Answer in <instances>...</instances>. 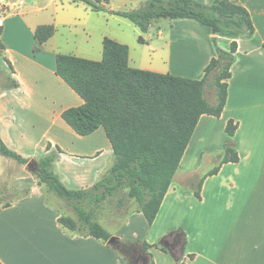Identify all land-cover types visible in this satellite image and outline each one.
I'll use <instances>...</instances> for the list:
<instances>
[{
    "label": "crops",
    "instance_id": "crops-1",
    "mask_svg": "<svg viewBox=\"0 0 264 264\" xmlns=\"http://www.w3.org/2000/svg\"><path fill=\"white\" fill-rule=\"evenodd\" d=\"M25 1L31 2L0 0V39L4 46L0 56L6 65H11L8 77L18 84L15 89L0 91V139L28 160H39L31 151L44 156L47 145L51 151L60 149L55 164L63 166L61 173L65 181L71 182L67 184L62 176L60 181L70 190H86L107 172L98 170L94 176L95 167L86 165L98 160L103 152L68 155L60 144L62 132L74 138L79 136L62 120L61 113L83 101L55 75V57L65 54L100 60L102 41L108 36L103 32L95 38L91 23L106 27L114 17H121L94 12L84 3L72 0H36L30 5ZM198 1L210 5L214 0ZM230 1L248 11L254 27L252 38L214 35L209 28L190 19L155 22L147 33L140 32L148 34V38L140 36L143 42L137 40L131 46L118 34L109 36L128 45L129 67L192 80L203 78L204 69L216 56V46L228 51L236 43L224 109L218 118L200 117L153 224L149 226L134 209L124 216V226L116 234L109 232L116 237V243L146 242L154 246L150 250L153 264H175L167 253L155 247L157 244L172 254L184 249L185 264H264V0ZM146 2L109 0L107 8L131 11ZM92 16L99 17V21ZM116 22L118 26L125 24ZM40 25H53L55 33L40 46L39 52L33 53L34 31ZM153 28L156 32L151 37L149 32ZM9 37L11 42L7 44ZM141 47L148 48V52ZM59 93L68 99L63 100ZM15 109L36 111L38 116V111L48 110L53 116V128L38 137L31 136L27 129L40 123L33 118L25 124L16 118ZM229 121L236 125L234 140L239 160L223 164L217 174L207 177L200 197L196 198L194 185L182 186L178 177L201 173L202 157L222 152ZM96 134L105 136L102 128L89 136ZM7 161L6 158L2 164ZM13 188L28 193L13 199L9 207L0 206V264H126L108 242L63 228L58 223L62 212L47 203L48 193L29 171L15 178ZM99 208L94 210V218L106 229V224L97 219L95 211ZM137 226L140 232H136ZM174 232L179 233L178 237L171 239ZM165 237L170 239L164 242Z\"/></svg>",
    "mask_w": 264,
    "mask_h": 264
},
{
    "label": "trees",
    "instance_id": "trees-1",
    "mask_svg": "<svg viewBox=\"0 0 264 264\" xmlns=\"http://www.w3.org/2000/svg\"><path fill=\"white\" fill-rule=\"evenodd\" d=\"M72 1L84 3L94 12L124 18L141 33H147L152 24L160 20L190 19L209 28L214 35L250 39L254 34L248 11L230 0H214L210 5L198 0H147L143 7L131 11L109 10V0ZM54 33L53 25L37 26L33 53L39 52L40 46ZM138 42H143L141 37ZM3 51L0 39V54ZM235 51V42L228 51L216 46V56L206 66L200 80L131 68L128 65V46L107 37L102 41L100 61L58 54L55 57V75L83 101L78 107L64 110L61 118L81 137L102 128L111 146L113 165L91 188L70 190L52 171L60 149L51 151L50 145H47L42 158L28 160L7 148L0 139V155L19 165H31L29 172L37 178L46 193H52L74 211L75 219L62 215L58 223L76 235L92 237L103 243L109 241L111 235L95 221L93 214L105 202L115 201L118 212L127 216L131 213L127 212L129 202L133 201L137 205L135 211L141 213L151 226L200 117L208 115L218 118L224 109ZM7 65L12 71L9 62ZM7 81L9 85L5 89L18 87L11 77ZM209 87L214 92L213 103L206 98V89ZM235 131L236 125L229 121L224 148L212 157L217 165L196 180L193 187L196 198L200 197L202 183L207 177L217 174L223 164L238 162ZM14 191L19 196L9 202L0 201L2 208L9 207L13 199L28 193ZM178 234L174 232L170 238L175 239ZM170 238L165 237L163 241ZM125 244L140 247L136 253L137 264H153L150 250L154 246L146 242ZM155 247L170 254L175 264H185L184 249L175 256L161 244ZM111 248L127 264L123 254ZM188 258L192 259L193 255H188Z\"/></svg>",
    "mask_w": 264,
    "mask_h": 264
},
{
    "label": "rangeland",
    "instance_id": "rangeland-1",
    "mask_svg": "<svg viewBox=\"0 0 264 264\" xmlns=\"http://www.w3.org/2000/svg\"><path fill=\"white\" fill-rule=\"evenodd\" d=\"M13 1L18 2V0H10V3ZM34 1H36V0H31V2H26V1L25 2L27 5H30ZM64 1H66V0H64ZM93 15H96V14H93ZM92 19L99 21L100 18L97 16H92ZM116 21H123L125 24L124 25L119 24V26H118ZM160 21H161V23H164V24L168 22V20H160ZM91 25L95 27V31L93 32L95 38H98V35L103 33V32H105L107 34L108 38H109V36H111V34H118L130 46L133 43H137V40L140 36L143 38H148V34L142 35L136 26H134L131 22H129L127 20H123L121 18L114 17L113 20H111V22L106 25V27H100L99 26L100 27L99 28L97 23L95 25H93V23H91ZM102 26H104V25L102 24ZM155 32H156V30H155V28H153L150 30L149 35L152 37L153 35H155ZM10 42H11V37L6 39L7 44H9ZM33 46L34 45L31 42L30 50L33 49ZM126 46H128V45H126ZM141 49L148 52V48L141 47ZM2 59H4V57L0 56V91L5 89V87L9 85L7 78H8V76H10V70H8L9 69L8 65H6ZM16 60H19V59L16 57ZM100 60H97V61H100ZM59 96H61V98H63V100L68 99L64 93H59ZM206 98H207L208 102H210V103L214 102L215 97H214L213 89L211 87L206 89ZM2 111H3V105H0V115H1ZM38 112L41 113L40 116H38L36 114V111H27V110H22V109H15L14 110V113L16 114V118L19 120H22L23 122L25 121V124L28 123V120L30 121L33 118H35L37 120V123L38 122L40 123L38 126H36L33 129L32 128L27 129V133H30L31 136L36 135V137H38V134H41L43 131L45 133L47 130L49 131L50 129L53 128L52 120H51V117H53V116L49 113V111L48 110L47 111L40 110ZM50 133H48V134H50ZM101 133H103V132L101 131ZM99 135L96 134L94 136H88V137H83V138L78 136V138H74L70 135L63 133V132L60 134V140H61L60 144H62L63 148L65 149V151L67 152L68 155L91 156L94 153V151L99 150V151L103 152L102 156L98 160L93 161V162L88 161V163L86 164L88 166L95 167L94 176H97L98 170H99L98 171L99 173H101L102 171L108 172V170L110 169V167L114 163V157L112 154V150L109 146L107 139L105 138V136L100 137ZM31 152L35 153L36 154L35 156L38 157L39 159L43 157L42 155L37 153V151H31ZM218 153H220V152H218ZM214 155H216V153L212 154V155H210V154L205 155V156H208L207 158L202 157V159H203L202 172L197 174V175L180 176V177H178L179 183L182 186H190L191 184H193L195 186L196 180L200 176H202L204 173L212 170L215 167V165H217V161L211 158V157H214ZM1 159L5 160L6 158H4L0 155V168H1L0 169L1 170L0 171L1 172V174H0V201L9 202L12 198L19 196V193L15 192L14 188H13V183H14L15 178L20 176V175L26 174V172L29 171V168L27 167V165H19L15 161H12L9 159H7L8 161L6 163L2 164L3 160H1ZM62 168H63L62 165H60V164L56 165L54 163L53 167H52V171L57 176H59V178H61V176H62V180L64 182H68L67 184H70L71 180L65 181L66 180L65 177H63V174L61 173ZM46 201L51 206L60 210L63 215L76 218L74 211L70 207H68L62 200L56 198L52 193L47 194ZM129 203L130 204L128 206L127 212H130V211L136 209V207H137V205L133 201H130ZM116 207L117 206H116L115 201L112 203L106 202V203H103V205H101V207L95 211L97 219L102 221L104 224H106V226H105L106 229L108 230V232H110L113 235H114V233L116 234V232L119 231L124 226V223H122L123 219H124V214L118 212ZM136 229H137L136 232H140L139 226H137ZM113 235L111 237H114ZM114 238H116V237H114ZM112 247L114 249H117L121 254H123V256L127 259V264H137L136 253L139 252V249H140V247L138 245H130V244H125V243L121 244V243L115 242L112 245ZM133 249H135V250H133ZM151 255H152V253H151ZM167 255L170 259H172L174 261V259L172 258V256L170 254H167ZM174 255L177 256V253ZM153 256L154 255H152V260H153ZM145 264H146V262H145Z\"/></svg>",
    "mask_w": 264,
    "mask_h": 264
},
{
    "label": "water",
    "instance_id": "water-1",
    "mask_svg": "<svg viewBox=\"0 0 264 264\" xmlns=\"http://www.w3.org/2000/svg\"><path fill=\"white\" fill-rule=\"evenodd\" d=\"M30 164H27V167L28 168H30ZM116 242V238H114V237H111L110 239H109V241H108V243L110 244V245H113L114 243Z\"/></svg>",
    "mask_w": 264,
    "mask_h": 264
},
{
    "label": "built area",
    "instance_id": "built-area-1",
    "mask_svg": "<svg viewBox=\"0 0 264 264\" xmlns=\"http://www.w3.org/2000/svg\"><path fill=\"white\" fill-rule=\"evenodd\" d=\"M20 4H22V3H20ZM2 18H0V27L2 26Z\"/></svg>",
    "mask_w": 264,
    "mask_h": 264
}]
</instances>
